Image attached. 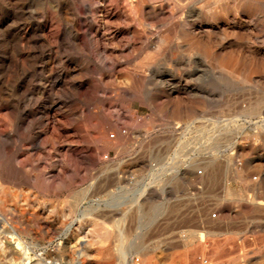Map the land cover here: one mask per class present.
<instances>
[{
    "label": "bare ground",
    "instance_id": "bare-ground-1",
    "mask_svg": "<svg viewBox=\"0 0 264 264\" xmlns=\"http://www.w3.org/2000/svg\"><path fill=\"white\" fill-rule=\"evenodd\" d=\"M131 1L113 0L134 22L147 1ZM87 3L0 0V264H264L262 200L189 196L211 186L220 167L223 192L228 177L259 191L254 179L264 174L251 173L253 160L237 165L247 150L212 152L207 122L172 121L170 150L158 146L161 129L146 130L143 119L134 123L132 105H150L144 71L154 59L128 69L130 61L121 65V57L106 49L100 55L104 36L96 23L84 25L79 13ZM101 58L111 61L110 69L123 68L126 81L90 80ZM182 78L177 74L172 87L187 88ZM112 89L120 92L119 105L112 103ZM97 106L99 117L91 113ZM132 140L153 147L138 151ZM32 151L37 161L55 153L61 163L27 168Z\"/></svg>",
    "mask_w": 264,
    "mask_h": 264
},
{
    "label": "rangeland",
    "instance_id": "rangeland-1",
    "mask_svg": "<svg viewBox=\"0 0 264 264\" xmlns=\"http://www.w3.org/2000/svg\"><path fill=\"white\" fill-rule=\"evenodd\" d=\"M109 1L112 2L110 3ZM146 1L142 12L134 15V22L125 19L122 4L113 2V0H88V8L81 6L79 9L81 20H83L82 23L84 25L91 22L96 23L101 32L100 37L104 36L103 41L99 44L100 55H104V50L106 49L108 55L114 53V56L121 57L119 59L122 63L121 65L126 61H130L131 63L124 64L125 68L128 69H133L134 65L148 58L154 59V65L150 70L144 71V75H147L145 87L148 91V102H150V105L146 106L135 102L132 105V121L138 123L143 119L146 130L151 132H154L156 127L158 130L161 129L159 130L161 140L158 146L161 149L163 148L162 150H170L172 148V121H178V124H183L189 119L196 122L195 124L198 126H201L203 121L207 122L209 130L212 132V145H210L212 152H219V155H228L239 149L247 150L244 156L237 157V165L242 168L246 166L248 160H253L251 173L253 175L264 174V0H229V2L228 0ZM128 3L131 4L132 1L124 0L123 2V4ZM133 31H139L141 36L134 38ZM154 45L155 47H153ZM191 53L195 55H191ZM172 61L174 62L172 63ZM98 63L100 67H97L93 74L88 75L90 80L93 81L94 79V82L100 79L104 81L113 80L116 84L126 81L123 68L110 69L109 64L111 61L109 59L107 61L103 58L98 59ZM157 69L158 72H156ZM221 69L225 70L226 74L224 76L220 74ZM177 74L183 76L184 83L188 84L187 88L172 87L177 81ZM185 77L191 79L187 80ZM119 95V90L112 89L110 92L113 105L120 104ZM153 106L155 107L154 109L152 108ZM91 113L97 117L101 116L102 107H92ZM203 117H205V120ZM112 118L116 120L118 115L114 114ZM110 134L111 136L114 135L113 132ZM131 143V146L136 150L138 149V151L142 149L150 150L153 147L151 142L142 147H139L141 143L135 140L130 141ZM31 154H29L31 156L28 157V162H25L26 167L29 165L27 168H31L33 165L50 168V166L60 164L62 160L57 154L53 153L49 156L43 155L37 161L39 156L34 151ZM25 158L22 159L25 160ZM260 165L262 166L259 167ZM222 171V167H220L215 172L211 186L203 187L199 192L192 190L191 193L193 195L189 196L212 200L225 198L234 201L251 200L253 198L252 200H262L264 202V176H262V181L254 179L256 184L261 183L262 189L260 188L259 191H248L239 181L228 177V189L223 192L224 173ZM179 186L181 192L187 191L183 184ZM30 191L34 192V190ZM202 193L206 194L202 195ZM63 199L64 197L62 196L59 201H63ZM44 200L49 203L55 202V199L51 197L44 198ZM259 214L264 216V210L259 212ZM261 235L264 236V232ZM177 246L181 247V243L177 244Z\"/></svg>",
    "mask_w": 264,
    "mask_h": 264
}]
</instances>
